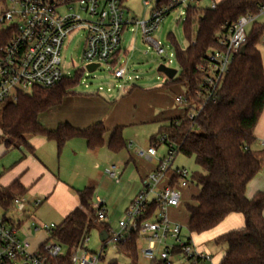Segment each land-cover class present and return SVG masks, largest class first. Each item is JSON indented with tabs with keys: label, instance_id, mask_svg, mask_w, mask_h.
<instances>
[{
	"label": "trees",
	"instance_id": "16d2710c",
	"mask_svg": "<svg viewBox=\"0 0 264 264\" xmlns=\"http://www.w3.org/2000/svg\"><path fill=\"white\" fill-rule=\"evenodd\" d=\"M258 5H264V0H220L215 9L195 5L187 10L184 35L188 43L181 49L174 35H170L178 47L179 69L175 78H167L164 84L166 87L179 86L187 103L182 104L184 114L165 120L154 137L157 141L165 135L168 140L165 144L171 143L179 152L194 156L201 168L192 173L199 193L184 204L189 215L187 229L190 236L215 228L232 213L243 214L244 228L228 231L215 239L216 244L227 246L219 264H264V193L259 192L252 199L246 196L248 183L264 164V150L252 149L255 128L264 110V63L259 50L263 23L253 25L245 51L234 57L214 97L209 100L203 96V73L199 67L205 63L210 50L220 47L217 35L222 25L242 15L256 13ZM14 36V27H0V53ZM78 83L79 73L74 78L66 77L52 88H35L31 93H21L15 100L1 104L0 129L8 138V148L27 146V138L35 135L54 140L59 154L68 141L79 137L86 140L90 149L103 147L109 132L103 123L76 128L63 122L50 129L39 120L41 114L75 95L74 88ZM195 109L200 111L191 120L188 114ZM123 128L118 126L111 130L108 148L115 153L128 146ZM26 193L18 180L0 188V206L9 209L15 197ZM79 194L84 209L73 210L52 234V240L65 248L62 256L52 260L53 264H72L71 257L76 248L97 226L109 231L107 223L97 221L92 205L94 190L85 188ZM118 248L133 264H138L137 231H130Z\"/></svg>",
	"mask_w": 264,
	"mask_h": 264
},
{
	"label": "built area",
	"instance_id": "2783aa9c",
	"mask_svg": "<svg viewBox=\"0 0 264 264\" xmlns=\"http://www.w3.org/2000/svg\"><path fill=\"white\" fill-rule=\"evenodd\" d=\"M127 1L7 0L11 8L0 13V27H14L15 36L0 53V105L15 100L21 93H31L35 88H52L65 79L63 47L75 30L85 31L83 60L86 67L96 64L98 69L101 65H107L114 79H123L127 68L120 64L119 54L125 26L136 24L141 27L144 39L163 56L166 49L154 38L163 20L174 10L180 9L187 15V10L192 6L202 8L199 5L202 0H143L145 5L152 7L150 18L135 21L126 17ZM217 4V0H212L209 8L215 9ZM256 22L264 25V5H258L254 14L242 15L222 25L217 35L220 47L210 50L205 63L199 67L203 73V96L207 100L214 97L234 57L246 46ZM261 42L264 44V30ZM102 90L101 87L99 91ZM175 100L181 105L187 103L182 95H178ZM199 111L192 110L188 117L194 120ZM159 141L165 144L168 140L164 135ZM159 145L156 143L149 148H136L138 157L147 161L157 160L158 163L144 178L143 189L118 221L117 228L113 229L109 225L105 242L119 247L126 241L130 231H137L138 241L146 242L145 246L138 249L139 254L150 263L213 264L212 255L201 251L190 236L183 238V225L172 221L167 215L170 208H178L182 204L184 190L195 186V183L192 172L174 165L178 147L166 144L167 153L161 156L158 153ZM108 175L118 182L121 175L119 167L112 165ZM42 202L41 198L30 202L25 196H17L11 208L2 207L6 213H18L24 219L7 218L0 214V264H53V259L64 254V246L52 240L58 225L41 223L25 216L30 207H38ZM105 204L102 199L94 204L99 221L108 218ZM31 233H45L48 239L33 249ZM88 242L89 236H86L72 255L71 263L107 264L103 251H90Z\"/></svg>",
	"mask_w": 264,
	"mask_h": 264
},
{
	"label": "crops",
	"instance_id": "0c3cea01",
	"mask_svg": "<svg viewBox=\"0 0 264 264\" xmlns=\"http://www.w3.org/2000/svg\"><path fill=\"white\" fill-rule=\"evenodd\" d=\"M124 54L126 53L120 52L119 58L121 57L122 59ZM134 88V86L130 88L127 87L124 92L132 91ZM164 89H170L169 91H171V93H169V98L164 96V94H159V97L162 99L161 104L165 103L166 105L165 111L161 114V119L165 121L167 119L182 116L184 114L183 107L178 102V104L175 105L172 95L173 93L181 95V88L173 85ZM99 95L101 94L95 93L86 95L84 98H78L77 94L68 96L65 98L63 104L50 109L53 111L52 113L57 115L54 122L48 120V117L46 118V112L40 115L39 120L45 127L50 129L56 128L58 124L63 122H68L76 128H87L96 123H103L109 131L118 126L124 127L125 122L122 118L116 117L114 119H107L106 107H109L112 114L116 104H109L107 101L101 100L98 98L101 97ZM79 100H85L89 106L86 107L85 110L78 108L73 109L72 111L74 112L68 110L67 116L62 117L63 107L73 101ZM94 105L99 107L98 111L94 110ZM42 115L45 116L43 117ZM255 138L252 149L257 151L264 150V110L255 128ZM109 140L110 137L108 140L105 139L106 144L103 147L90 149L84 138H73L66 143L61 154H59L57 144L54 140H49L42 135L29 136L27 138V146L10 149L16 150L19 153L18 160L20 165L14 168L3 180L1 179L0 188L7 187L18 180L27 190L24 196L26 197L29 195L33 198L31 200L29 199L30 202H34L38 198L43 200L40 206L33 207L35 209H42L43 211L40 222L54 223L56 225L61 224L76 208L84 209L79 193L85 188H92L94 190L92 198L93 208L96 201L100 199L101 194H104L105 206L108 211V218L104 222L106 223L109 220H114L116 215H119L120 221L123 216L121 217L117 212L119 206H121L123 213H125L133 199L143 189L144 178L154 170L158 162L157 160L147 161L138 157L135 150H131L133 143L132 146H130V143L126 148L115 153L108 148ZM151 146L153 145L150 143L147 148ZM112 165L118 166L121 172L118 182L108 175V170ZM125 177L128 181H131V178L133 179L136 192H133L131 195L122 194L113 197V194H110L113 190L108 188L111 187L113 189L118 187ZM190 188L184 190L183 193L185 198L183 196L184 199L182 204L176 209H170V219L181 225H184V223L186 225L188 224L189 215L187 212L186 214L183 213L179 208L182 207L192 195L199 193L198 187L191 193L189 190ZM259 192L264 193V164L257 176L248 183L246 196L248 199H252ZM95 196H97V199H95ZM244 226L245 218L243 214L232 213L215 228L199 235L190 236L189 234L188 236L192 238L193 242L201 251L210 253L208 242L213 241L215 245H219L215 242L218 236L231 230L242 229ZM100 231L102 232L103 230L100 229ZM41 234L42 241L34 238L32 239L31 243L33 249L38 248L48 239L46 234ZM145 244L146 242L144 240V246ZM139 248L138 241V249ZM224 254V251H222L219 256H213L211 254L213 257V264H219Z\"/></svg>",
	"mask_w": 264,
	"mask_h": 264
},
{
	"label": "rangeland",
	"instance_id": "374dc122",
	"mask_svg": "<svg viewBox=\"0 0 264 264\" xmlns=\"http://www.w3.org/2000/svg\"><path fill=\"white\" fill-rule=\"evenodd\" d=\"M211 3L212 0H202L199 5L202 6V8H207L211 5ZM126 6L128 9L127 18L134 19L135 21H145L150 18V11L152 7L145 5L143 0H128ZM10 8L11 4L9 2L0 1V13L10 10ZM185 20L186 15L183 14L180 9L174 10L163 20L159 29L154 34V38L159 40L166 49V53L163 56H160L155 47L144 39L141 27L136 24L125 26L122 35L123 40L121 52L126 54L123 55L120 64L122 66H126L127 73L123 79H114V76H112L111 70L107 65H101L95 71L87 70L86 63L83 60V51L85 46L84 30H75L66 39L63 47V70L67 78H74L79 73V83L74 88V92L78 95V98H84L86 95L95 93L101 94L99 96L102 98H98L107 101L109 104H116L112 114L109 107H106V115H108L107 119H114L118 117L124 120L125 126L123 128V135L128 145L133 143V147L131 148L132 151L139 147L147 148L150 143L152 145L159 143V155L164 156L167 153V145L159 140H154V137L159 132L161 125L164 124V121L161 119V114H163L166 109L165 103L161 104L162 99L159 96L164 94V96L169 98V93H171V91H169L170 89H164L168 88L164 85L167 80V76L159 72L158 68L160 65L164 64L168 67L177 70L179 69L176 55L177 48L179 47L184 49L188 43L184 35ZM171 34H173L176 38L178 47L171 40ZM259 50L264 63V44L262 42L259 44ZM169 60L172 61L170 62ZM136 75H138V78H136ZM131 86H134L135 88L132 91L124 92L127 87L130 88ZM101 87L103 90L99 91ZM109 88H111L110 91H108ZM172 95L174 97V103L177 105L178 103L175 99L178 95H176V93H173ZM88 106L89 105L85 100L73 101L63 107L62 117L67 116L68 110L72 111L76 108L85 110ZM93 108L95 111L99 110L97 105H94ZM52 112L53 111L51 110L48 111V113L46 112V118L48 117V120L54 122L57 115ZM42 116L44 117L45 115ZM110 135L111 131L107 133L105 139L108 140ZM7 139V136L0 130V182L1 179L3 180V178L12 172L14 168L20 165L18 160L19 153L16 150L14 151L8 148L6 145ZM175 167L187 168L192 173L201 170L199 165L196 164L194 156H187L182 152H179L176 156ZM196 188V185L191 187L189 189L190 193L195 191L194 189ZM108 189L113 190L110 193L113 194V197L122 194L131 195L133 192H136L133 179L131 178V181H128L126 177L122 180L118 187L113 189L109 187ZM26 198L30 200L33 199L29 195H27ZM95 199H97V196H95ZM100 199H105L104 194H101ZM189 200L190 199H188V201ZM118 209L119 210H117V212L122 217L124 213L121 206H119ZM179 209L186 214L184 204ZM42 212V209L30 207L25 216L33 218L37 221L39 220L38 222H40L41 216L43 215ZM0 214L5 215L7 218L24 219L21 214L6 213L2 207H0ZM169 214L170 210L167 212V215L170 218L171 215ZM119 219V215H116L114 220H109L106 223L110 225L111 228L116 229ZM97 221L99 222V220ZM41 223L43 222L41 221ZM100 232L99 226L90 231L88 242V249L90 251L97 253L103 251L104 262L106 263L117 261L119 264H133L132 260L121 252L118 247L105 241L103 242L100 238ZM31 235V242L33 238L42 241L41 233H31ZM188 235L189 231L187 229V225L184 223L182 236L186 239ZM139 246H144V240H139ZM208 247L213 256H219L222 251L226 252L227 250V246L225 244L215 245L213 241L208 242ZM138 264L151 263L139 254Z\"/></svg>",
	"mask_w": 264,
	"mask_h": 264
},
{
	"label": "water",
	"instance_id": "95a60500",
	"mask_svg": "<svg viewBox=\"0 0 264 264\" xmlns=\"http://www.w3.org/2000/svg\"><path fill=\"white\" fill-rule=\"evenodd\" d=\"M245 48L246 46H244L242 49H241V53H243L245 51ZM97 65L96 64H90V65H87V70L89 71H94L96 69ZM159 72L165 74L167 76V78L169 79H174L175 76L178 74V70L177 69H174V68H171V67H168L164 64L160 65L159 68H158ZM100 238L101 240L104 242L106 241V239L108 238V232L106 230H103L101 233H100Z\"/></svg>",
	"mask_w": 264,
	"mask_h": 264
}]
</instances>
